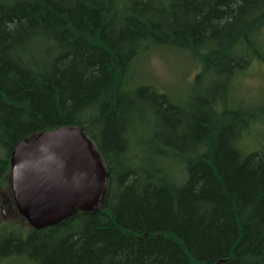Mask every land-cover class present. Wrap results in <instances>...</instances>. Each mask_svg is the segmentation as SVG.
I'll return each instance as SVG.
<instances>
[{"label":"trees","instance_id":"16d2710c","mask_svg":"<svg viewBox=\"0 0 264 264\" xmlns=\"http://www.w3.org/2000/svg\"><path fill=\"white\" fill-rule=\"evenodd\" d=\"M263 29L264 0H0V181L21 140L59 126H81L107 174L97 209L2 236L1 257L264 264V151L240 143L257 112L224 104ZM152 47L198 56L203 93L133 81Z\"/></svg>","mask_w":264,"mask_h":264},{"label":"water","instance_id":"95a60500","mask_svg":"<svg viewBox=\"0 0 264 264\" xmlns=\"http://www.w3.org/2000/svg\"><path fill=\"white\" fill-rule=\"evenodd\" d=\"M9 167L15 204L34 229L97 209L105 194V167L81 126L21 140L10 152Z\"/></svg>","mask_w":264,"mask_h":264},{"label":"rangeland","instance_id":"374dc122","mask_svg":"<svg viewBox=\"0 0 264 264\" xmlns=\"http://www.w3.org/2000/svg\"><path fill=\"white\" fill-rule=\"evenodd\" d=\"M264 40V29L261 33ZM201 70L200 58L195 54L181 52L176 49L163 47L148 48L136 59L134 68L130 75L133 81L151 84L158 91L167 93L173 100L182 101L188 99L193 102L196 94H202L199 88L193 91L195 77ZM209 79L199 82L204 86ZM229 93L225 98V106L228 108L244 107L257 112L254 120L241 138L242 150L250 152L253 150L264 151V60L253 57L248 64L234 74ZM196 106L188 107L187 111L193 113ZM95 151H97L94 146ZM4 155L0 148V157ZM104 165V164H103ZM105 184V178L103 182ZM10 187V175L0 181V237L14 233L25 236L30 231V225L16 213L13 207L2 202L3 195L8 196ZM0 264H31L24 256L1 257Z\"/></svg>","mask_w":264,"mask_h":264},{"label":"flooded vegetation","instance_id":"af4514ba","mask_svg":"<svg viewBox=\"0 0 264 264\" xmlns=\"http://www.w3.org/2000/svg\"><path fill=\"white\" fill-rule=\"evenodd\" d=\"M9 189H10V191H9V194H8V196L7 195H5V193H4V195H3V200H2V202H3V206H4V204L5 205H7V206H9V207H13V210L16 212V213H18V214H20L19 213V210H18V208H17V206H16V204H15V201H14V197H13V192H12V190H11V187H9ZM31 227V226H30ZM32 228V227H31Z\"/></svg>","mask_w":264,"mask_h":264}]
</instances>
